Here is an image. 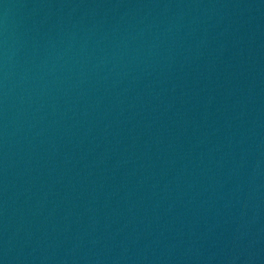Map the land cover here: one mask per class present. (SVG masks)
<instances>
[{"label":"water","instance_id":"water-1","mask_svg":"<svg viewBox=\"0 0 264 264\" xmlns=\"http://www.w3.org/2000/svg\"><path fill=\"white\" fill-rule=\"evenodd\" d=\"M0 264H264V0H0Z\"/></svg>","mask_w":264,"mask_h":264}]
</instances>
